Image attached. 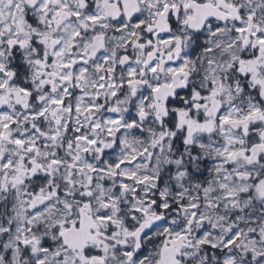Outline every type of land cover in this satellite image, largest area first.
<instances>
[{
    "label": "snow or ice",
    "instance_id": "snow-or-ice-1",
    "mask_svg": "<svg viewBox=\"0 0 264 264\" xmlns=\"http://www.w3.org/2000/svg\"><path fill=\"white\" fill-rule=\"evenodd\" d=\"M0 264H264V0H0Z\"/></svg>",
    "mask_w": 264,
    "mask_h": 264
}]
</instances>
